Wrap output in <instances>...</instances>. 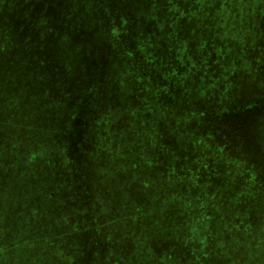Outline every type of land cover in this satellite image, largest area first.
<instances>
[{
  "label": "rangeland",
  "instance_id": "1",
  "mask_svg": "<svg viewBox=\"0 0 264 264\" xmlns=\"http://www.w3.org/2000/svg\"><path fill=\"white\" fill-rule=\"evenodd\" d=\"M105 1L108 3V0ZM109 1L112 4V11L121 20H124L125 14L130 15L135 20L138 18L137 22L131 21L130 27L135 33L139 30L141 34L145 35V38L141 41L142 43H139L140 41L137 39L134 40V36H130L131 47L128 44V49L129 47L131 49L135 44L139 45V55L142 57L153 59L154 51L151 49V41L154 42V50L160 55H162V51L157 46L164 45L162 41H169L170 48L177 47L174 37L178 36L181 28L185 27L186 29L183 52L177 55V48H174L175 60H172L173 64L161 60L162 65L159 74L155 75L158 79L153 84H149L150 87L147 90L146 88L142 90L141 94L136 95L135 85L137 82L130 80L132 74L124 70L122 59L119 58V62L112 60L111 44L107 41H101L97 35L94 37L91 35L90 26L94 28L95 22L91 21L93 15L90 12H84L86 5L81 0H27L24 3L23 0H0V121L6 123L5 126L0 124V128H3L0 130V173L6 161L10 160L17 164L20 154H24V151L19 148L16 150L9 148L10 143L19 139H13L12 137L15 135L21 136L24 133L25 138H29L32 134V139H24L25 145L30 146L31 141H38L47 133L42 141L52 138L51 144L55 145L53 143L55 135L52 133H54L56 125L49 117L42 118V115L45 116L49 113L46 106L50 105L48 100L43 99V97L50 98L51 92L55 107L53 109L57 110L54 115L55 118H58L57 116L63 110H66L65 114H68V109L70 110V104L73 103V100L76 104L73 112L69 113L70 120V116H73L71 129L76 133V139L69 140L71 143L73 142L72 148L76 150L80 158V162L77 160V166H82L84 161L90 163L89 157L91 158L89 168L84 169L82 166L83 170L79 169L74 174L76 176H73L75 181H78L81 176L89 178L91 189L94 190L93 187L95 186L102 189L97 200L106 197L109 203L116 208L122 202L127 201L130 194L120 191L115 183L108 180L100 181V176L106 179L108 169L117 168L118 172L121 173L124 170L119 167L118 161L121 159L127 162L132 160L133 162L141 154V160L147 161L148 156H144L147 153H143L147 147L154 146L156 150L164 149L161 145V139L155 131L157 121L169 122L170 119L172 120V132L175 135L172 140H174L176 135H180L178 127L176 129L174 124L176 122L180 124L185 119L182 117V112L176 110L178 109L177 105L175 106L176 103L169 100L170 97L167 95L161 94L166 100L157 101L156 105L164 114L161 120H156L153 116L154 108H148L149 101L146 103L143 101L144 98L142 97L146 92L153 91L162 85L176 86V89L180 87V93L189 92V98L192 100L189 99V102L197 104L198 108L205 112L215 113L217 111L222 113V111L231 108V113L235 114L241 110L252 113L249 115L251 117L255 114H263L260 120L263 121L264 128V0H226L228 5L224 0H183L182 2L187 3L184 4L185 8L177 5L174 6L173 10L165 8L162 5V0ZM21 3L23 4L21 5ZM34 3L35 6H41L43 12L39 16L40 20L36 24L37 27L30 30L32 32H28L25 30V27L29 28L25 21V15L16 19L15 10L18 7L33 6ZM245 3L251 6L246 17L248 14L249 17L256 18L255 20L245 18ZM189 5L194 9H190ZM200 5L208 6L206 9L208 13L206 12V14L210 17L199 16L203 14L202 12L198 13L197 7ZM179 7H181L180 13ZM174 11L181 15L180 24L177 26L170 21L171 13ZM22 13L24 14V12ZM42 18L46 21L41 22ZM127 18L131 20L129 17ZM47 20L50 21L47 26H50L51 30L54 29V33L45 38L42 36L46 35L45 24L48 23ZM246 20L250 23H246ZM27 33L34 38L33 45L35 46V41L39 38L46 41L45 51L42 53L45 58L44 63L35 65L32 69L34 70V78L38 77L39 84L34 89L37 91L34 98L38 100V105H41V108L34 111V106H36L34 100H32L33 103L32 101L29 103L28 110L25 106V111L30 114L25 123L21 120L24 119L23 115H12L13 109L10 113L6 109L8 103L11 102L12 104V101H8L11 89L6 87L5 79L8 69L12 68L10 67L11 62L16 66L24 61L27 65V61H25L26 51L30 50L28 54L31 56L36 54L37 50L33 45L22 42ZM156 33H158L157 36ZM18 47L21 48L20 54H14L12 49H18ZM164 51L171 50L166 47ZM24 52L25 54H22ZM23 56V61H21L20 58ZM172 56L174 55L172 54ZM139 64L140 62L137 66ZM168 64L171 68L169 71L167 70ZM126 68L127 71H131L127 66ZM24 71L26 75H30L28 71ZM39 71L45 73L44 82ZM167 71L170 76L163 78V82L158 81ZM124 72L127 73L128 77L124 76ZM17 76H20L17 83L22 82L24 78L29 80V76L25 77L21 70ZM157 81L158 85L155 86ZM174 81L176 84L179 82V86L174 85ZM26 83L24 80L23 87L18 86V84L14 85L16 88L13 91L18 90L17 96L22 98L19 104L24 103L29 98L31 91L29 92L24 87ZM47 83L53 84L50 91L45 89L41 91L42 85ZM100 86H104V89L96 90ZM88 88H91L90 93L84 95L92 98V101L89 102L83 97L80 100L77 99L81 95L79 93L83 89L87 91ZM126 92L129 94L127 95ZM7 93L8 97L6 98ZM229 99L231 104L227 102ZM241 103L244 105L239 109L236 105H241ZM80 110L85 119L88 116L86 120L89 121V125L79 120ZM38 112L39 114H37ZM47 116L49 115L47 114ZM13 117H15V121L10 120ZM192 125L189 124L188 127L192 128ZM13 127L18 128L10 132L9 129ZM166 127L169 126L166 125ZM259 127L260 125H258V129ZM201 128L203 131L210 130L205 125ZM38 133L39 137L34 139ZM111 136H113L114 149L111 148L110 150L109 138ZM85 141H88V145ZM174 142L176 143V141ZM205 143H202L201 148L203 153L209 154L208 149L211 147ZM175 148L176 145H173L166 152L176 150ZM109 150L111 152H108ZM113 155L114 160L109 161ZM38 160L40 162L38 164L40 165L39 169H44L48 177L41 179L43 175H37V179L33 181L35 183L28 185V182H24L27 183L25 185H28V187L26 186L28 197H26V193H21V186H15V188L20 189V192L16 194L17 200L13 201L12 209L2 211L0 205L1 211L7 215V231L5 233L2 231V235L0 234V264H42L41 262L45 257H42L40 251L37 253L38 251L34 250L37 247L36 243L39 242L38 238L43 241L49 232L57 231L61 234L63 231H69L61 224L63 217L52 211L53 208L56 209V204L61 201L60 198L42 201L41 194L39 195V192H42L44 188L43 185L48 184L50 179L57 186L60 183L57 174L58 166L52 163L50 159L43 158L42 155H39ZM196 160L197 156L189 155V158L184 162L186 165L192 166L189 167V172L196 170L199 174V177L195 176L194 180L191 178L189 181L184 180L186 184L188 182L192 184L189 190L193 193L188 194L182 200L172 196L174 200L166 202L160 195H157L155 206L151 209V216L149 219L145 217L140 223L138 222L137 227L141 226L138 229L141 231L144 229V234L149 233L152 228L155 229V221L167 228V237L170 235L175 237L180 233L183 241L187 242V246L192 247V257L186 261L187 264H191L197 255L201 257L204 254L205 257L201 264H264V220L261 219V215L264 216V182L261 184L262 178L264 179L263 172L257 173L259 179L258 185L254 183L255 187L251 184L253 181L250 178L242 180L239 175L238 177L232 176L235 183H244V185L242 187L233 186L230 194L228 186H220L215 181L202 177L201 172L196 167L200 164ZM17 173L19 174L20 170L17 169ZM116 180L134 192L131 186L137 184V181H130L123 177L116 178ZM0 190L5 192L7 198L15 197L12 196L14 192L11 193L8 181L0 180ZM147 193L145 192L146 196ZM94 194L96 193L94 192ZM2 195L3 193L0 192V198ZM230 195L231 200L229 199ZM169 197L164 198L166 200ZM64 199L68 201L69 198L65 196ZM148 201H150L149 197ZM18 202L20 204L27 202L26 205L29 210H20L19 207H16ZM199 204L200 208H198ZM32 205L34 206L32 207ZM58 205L60 204L58 203ZM165 205H170L175 210L174 213L164 215V212L160 210ZM35 208L38 209V212L35 213L36 218L40 223L46 222L47 227H42L47 231L40 232L39 236H36L34 232L24 233L28 223L35 224L37 222L34 220L36 218L31 216V212L36 210ZM153 210L154 212H152ZM156 213L159 216L154 218ZM29 214L30 216L27 217ZM148 220H151L149 225H147ZM123 223L125 227L123 235L127 238L121 235L117 242L113 240L102 249H112L117 244L118 253L122 254V258L128 264H150L152 250L148 249L146 245L148 241H142L139 239L140 237L137 239L138 229L127 231L128 225L124 221ZM69 228H71L70 225ZM39 230L41 231L40 227ZM126 232L128 233L125 234ZM127 235H131V237L129 238ZM210 236L213 237L212 241L216 239L218 247L215 244L212 249H209L206 240ZM23 240H30L33 243L32 246L35 245V247L31 249L22 248L21 242ZM142 245L143 247H140ZM206 248L208 249L207 252H205ZM64 255V252L56 249L50 257L63 258ZM71 255L77 259L80 258L79 251H75ZM48 264H56L55 259ZM67 264L69 263L67 262ZM81 264H84V261Z\"/></svg>",
  "mask_w": 264,
  "mask_h": 264
},
{
  "label": "trees",
  "instance_id": "2",
  "mask_svg": "<svg viewBox=\"0 0 264 264\" xmlns=\"http://www.w3.org/2000/svg\"><path fill=\"white\" fill-rule=\"evenodd\" d=\"M25 1L27 0H23V3ZM182 1L183 0H162V5L168 10H173L174 6L177 5L185 8L184 4L187 3ZM81 2L86 5L84 7V12H90V14L93 15L91 17V21L95 22V24L94 28L90 26L92 29L91 35L93 37L97 35L99 38H101V41H107L109 44H111L110 50L112 51L113 55L112 60L119 62V58H121V61L124 64V70L129 72V74H132L130 80L137 82L135 85L136 95L138 93L141 94V91L145 88L147 90L150 87L149 84H153L158 79L155 77V75L159 74V69L162 65L160 63L161 60H164L167 63L169 61L170 64H173L172 60H175L174 48H177V55L183 52V45L186 41L185 27H183L184 29L181 28L178 36L174 37L177 47L170 48L169 41H162L164 45L157 46V48L162 51V55H160L156 50H154V42L151 41V49L154 51L153 59L147 58L145 56L142 57L139 55V45L135 44L136 48L133 46L130 49L131 45L129 43L130 36H134V40L137 39L140 41L139 43H142L141 41L145 38V35L143 33L141 34L139 30H137L135 33L133 28L130 27L132 24L131 21L137 22L138 18L135 20L130 15L125 14L123 16L124 20H121L112 11V4L109 0L108 3L105 0H81ZM224 2L226 3V0H224ZM23 3H21V5ZM226 5L228 4L226 3ZM40 7L35 6L34 3L33 6L18 7V9L15 10L17 16L16 19L25 15V21L27 22V26H29V28L25 27L26 31L32 32L30 30L37 27L36 24L38 23V20H40L39 16L43 12L42 8ZM181 7H179V13L181 12ZM202 7V5L197 7L199 10L198 13H203L199 16L205 18L210 17L206 14V12L208 13L206 10L208 6L206 5V7ZM245 7V18L255 20L256 18H253L252 16L249 17L248 14L246 17L247 11H249L251 8L250 4L245 3ZM189 8L194 9V7L191 5H189ZM22 12H24V14ZM127 17H129L131 20H128ZM43 21L45 22L46 20L42 18L41 22ZM170 21L177 26L180 24L181 15H178L175 11L172 12ZM47 22L48 23L45 24L46 35L42 36L45 38L54 33V29L51 30L50 26H47L50 21L47 20ZM246 23H250V21L246 20ZM144 32H146V30H144ZM23 34L22 38L24 37ZM157 35L158 33H156V36ZM126 37H128V39H126ZM33 39L34 38L32 35L27 33L24 37V41L22 42L27 43V45H33ZM45 41L46 40L42 38H39V40L35 41L36 46L39 47L38 49V47L33 45L37 50L35 55L31 56L28 54L30 50L26 51L27 54H25V52L22 53L26 55L25 61H27V65L22 60V58H24L23 56L20 58L21 61H23L20 65L15 66L14 63L11 62L10 67L12 68H9L8 73L6 74V87L11 89V94L8 98V101H12V104L11 102L8 103L6 109L8 110V113H10V111L13 109L12 115H23L24 119L21 120L25 123L28 120L27 117L30 115L25 111V106L27 107L26 110H28L29 103L34 100V104H36V106H34V111H38V108H41V105H38V100L34 98L37 93V91L34 89L36 88V85L39 84L38 77L34 78V70L32 69L35 65L44 63L43 60H45V58L42 53L45 51ZM128 44L130 45L129 49ZM4 45L6 46V43H4ZM166 47L171 51H164ZM12 51H14V54H20L19 52L21 51V48L18 47V49H12ZM172 54L174 56H172ZM139 62L140 64L137 66ZM126 66L130 68L131 71H127ZM198 67L200 68V66ZM169 68L170 66L167 67L168 71L171 69ZM19 70L22 71V74H24L25 77L29 76V80L24 78L23 81L25 80L27 82L24 87L27 88L29 92L31 91L29 93V98L22 104H19L22 98L17 96L19 91H13L16 88L14 85L18 84V86L23 87V81L17 83V81L20 80V76H17ZM24 70L28 71L30 75H26ZM168 71L158 81L163 82V78H168L170 76ZM39 72L42 74V79L44 82L45 73L41 71ZM126 72H124V76L128 77ZM158 81L155 86L158 85ZM179 84V82L176 84L174 81V85L179 86ZM52 85L53 84L48 83L44 84V86L42 85L41 91L45 89L49 92L52 88ZM102 88L104 89V86H100L96 90H100ZM90 90L91 88H88L87 91L86 89H83L79 93L81 95L77 99L80 100L83 97V99H87L89 102L92 101V98L85 97L84 95L85 93L89 94ZM179 90L181 91L180 87L176 89V86L170 87V85H162V87H156L153 91L146 92L144 95L145 97L142 95V98H144L143 101L145 103L149 101L148 108H154L153 116L156 120H161L164 114V112L160 110L159 106L156 105L157 101L163 102V100H166L161 94L167 95L170 97L169 100L176 103L175 106L177 105L178 108L176 110L182 112V117L185 119L182 120L180 124L179 122L174 124L175 128L177 129L178 127L180 132V135H176V139L174 140H172L173 136H175L174 132H172V120L170 119L169 122L157 121L158 124L155 131L160 137L161 145L164 147V149L156 150L154 146L147 147L149 149L147 150L146 148L145 152H143L147 153L144 154V156H148L147 161H144V159L141 160V154L138 156L140 158L137 157V160H134L133 162L132 160L127 162L126 160L121 159L118 161L119 167L124 169L121 173L118 172L117 168L108 169L106 179H104L103 176H100V181L108 180L109 182L115 183L116 187L120 189V191L128 192L130 194V198L127 201L122 202L116 208L113 206V204L109 203V200H107L106 197L102 198L100 196L101 200H97V196L101 194L100 192H102V189L96 186L93 187V185L92 187L94 190L91 189L89 178H84V176H81L78 181H75L74 177L76 176L74 174L79 169H82V166L84 169L89 168L91 166V158L89 157L90 163L84 161L82 166H77L76 164L77 160L80 162V158L78 157L76 150H73L72 148L73 142L71 143L69 140L76 139V133L71 129V120L73 119V116L71 115V120L69 119V113L73 112V108L76 106L74 100L73 103L70 104V110L68 109V114H65L66 110H63L60 112L61 114L57 116L58 118H55L54 115L57 110L55 111L53 109L55 107L53 106L51 92L50 98L43 97V99L48 100L50 105L46 106L49 110V113H47L49 116H47V114L45 116L42 115V118L45 119L46 117H49L56 125L54 128V133H52L55 135L53 140L55 145L51 144L52 138L42 141L47 133L38 141H31L30 146L25 145L24 139H32V134L29 136V138H25L26 135H24V133L21 136L15 135L12 138L19 139L13 143H10L9 148L12 150L19 148L21 151H24V154H20L18 163L16 162L17 164L12 163L10 160L6 161V164L3 165L2 172L0 173V180L8 181V186L11 193L13 194L14 192V195L12 196H15L14 198H7L5 197V192L0 190V192L3 193L2 197L0 198L2 211H8L9 208H13V201L17 200L16 194H19L20 192V189L15 188V186H21V193H26V197H28L29 194L26 190V186L28 187L30 183H35L33 181L37 179V175H43L41 179L48 177L44 169H39V155H42L45 159H50L52 163H55L58 166L57 174L60 181V186L59 184L57 186V184L50 179L48 184L43 185L44 188L42 192H39V195L41 194L42 201H52L57 197L60 198L61 201L58 202L60 205L57 203L56 209L53 208L52 211L55 214H60V216L63 217V223L61 224L65 228H68L69 231H63L61 234H59L57 231L49 232L46 234L43 241L38 238L40 243H36L37 247L33 249L38 251L37 253L40 251L42 257H45L41 262L42 264L51 263L53 259H55L56 264H67V262L69 264H81L83 261L84 264H128V262L122 258V254L118 253L116 248V246L118 247L117 244H115L112 249L103 250L102 248H105L104 246L113 242V240L117 242L119 237L123 235V231L125 229L123 221L128 225L127 231L131 229L137 230L139 227H141L137 226L143 218L147 217L149 219L151 216V209L155 206V197L157 195H160L164 202H166L172 201V199L174 200L173 197L182 200L185 199L188 194L193 193L189 190V187L192 186V184L189 182L186 184L184 180L189 181V178L194 180L196 178L195 176L199 177V174L196 170H191L190 172L188 171L189 167L192 166H189L188 164L186 165L184 162L189 158V155L197 156L196 161H198V164L200 165L196 167H198L202 177H206L208 180L215 181V183L220 186H228L230 194L231 188H233V186L239 185V187H242L244 185V183H235L232 180V176L238 177L239 175L242 180H248L250 178V180L253 181H250L253 186L254 183L258 185L257 181L259 178H257V173L262 171L264 175V128L263 121L260 120L263 114H255L253 117H251L249 115L252 113H248V111L241 110L236 114L231 113V108L222 111V113L217 111H215V113L205 112L198 108L197 104L189 102V99L191 100V98H189V92L180 93ZM129 92H126V94L128 95ZM7 97L8 93L6 95V98ZM227 102L231 104L230 99ZM243 105L244 104L241 103V105L238 104L236 106L241 109ZM37 114H39V112ZM79 115H81L79 116V120L81 122H86V124L89 125V121L86 120L88 116L85 119L81 110ZM10 120L15 121V117ZM0 124L3 126L6 125L5 122L1 121ZM189 124H193L192 128L188 127ZM166 125L169 127L167 128ZM203 125L209 127L210 130L203 131L201 128ZM258 125H260L259 129ZM17 128L13 127L9 129V131H14ZM1 129L3 128H0V130ZM48 130L50 131L49 126ZM37 137H39V133L34 136V139ZM174 141H176V143ZM204 142H206L205 145L208 144L211 147L208 149L210 151L209 154L203 153L201 146H203L202 143ZM85 143L88 145V141H85ZM109 144L111 150V148L114 147L113 136L109 138ZM173 145H176V150H170L166 152L167 149L169 147H173ZM110 150L108 152H111ZM26 151L28 152L25 154ZM7 157L9 156L7 155ZM111 160H114V155L112 158H109V161ZM17 169L20 170L19 174L17 173ZM122 177L130 181H137V184L131 186L134 192H131L126 186L119 184L116 178L120 179ZM24 182H28V185H25L27 183ZM263 182L264 179L262 178L261 184H263ZM176 186H178V188H176ZM240 190H242V188H240ZM94 192L96 194H94ZM145 192H148L147 196ZM65 196H68V201L64 199ZM166 196L170 197L165 200L164 197ZM148 197L150 201H148ZM229 199L231 200V195L229 196ZM137 201L138 203H136ZM26 203H23V207V204L18 202L16 207H19L20 210L28 209ZM123 203L126 204L122 205ZM33 206L34 205H32V207ZM163 207L164 208L160 211H163L164 215H171L175 211L170 205H165ZM200 207L201 206L199 204L198 208ZM149 208L150 210L148 211ZM35 209L36 210L31 212V216L36 218L35 213L38 212V209ZM2 211L0 209V234L2 231H4V233L7 231V215H5ZM152 212H154V210ZM28 216H30V214L27 215V217ZM158 216L159 214L156 213L154 218ZM261 219L264 220L263 215H261ZM34 220H37V222H35V224L28 223L24 233L29 234L34 232L36 236H39L40 232L47 231V229L42 228L46 227V222L40 223L37 218ZM150 222L151 220H148L147 225H149ZM154 223L156 226L155 229L152 228V231H150L151 233L149 232L144 234V229H142V231L138 229L137 231H139V233L136 234L137 239L140 237V240L148 241L146 245L148 249L152 250L150 264H187L186 261H189L192 257V247L187 246V242L183 241L182 235L180 233L175 237H171V235L170 237H167V228L155 221ZM69 225L71 228H69ZM39 227L41 231L39 230ZM127 233L128 232L125 234ZM127 236H129V238L131 237V235ZM123 237H125V235H123ZM212 238L213 237L210 236L208 240H206L209 249H212L216 244V239L215 241H212ZM184 240H186L185 237ZM21 243V247L25 249H31L32 247H35V245L32 246L33 243L30 242V240H23ZM140 247H143V245ZM216 247H218L217 244ZM56 249L57 251L64 252V256L66 258H57L55 256L54 258L50 257ZM75 251H79V259H77V257L74 255H71ZM207 251L208 249L206 248L205 252ZM204 257L205 254L201 257L197 255L191 264L203 263Z\"/></svg>",
  "mask_w": 264,
  "mask_h": 264
}]
</instances>
